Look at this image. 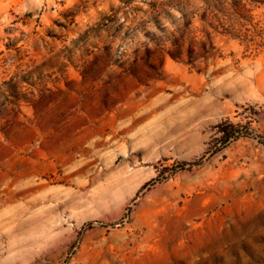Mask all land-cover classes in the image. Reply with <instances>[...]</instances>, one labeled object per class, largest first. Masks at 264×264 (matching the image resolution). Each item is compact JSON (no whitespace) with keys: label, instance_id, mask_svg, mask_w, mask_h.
I'll return each instance as SVG.
<instances>
[{"label":"rangeland","instance_id":"1","mask_svg":"<svg viewBox=\"0 0 264 264\" xmlns=\"http://www.w3.org/2000/svg\"><path fill=\"white\" fill-rule=\"evenodd\" d=\"M0 264H264V5L0 0Z\"/></svg>","mask_w":264,"mask_h":264},{"label":"trees","instance_id":"2","mask_svg":"<svg viewBox=\"0 0 264 264\" xmlns=\"http://www.w3.org/2000/svg\"><path fill=\"white\" fill-rule=\"evenodd\" d=\"M250 2L259 3L264 5V0H248ZM224 132L223 138L228 141V139H237L244 135V133L234 129L233 127L230 128L229 131H222Z\"/></svg>","mask_w":264,"mask_h":264},{"label":"bare ground","instance_id":"3","mask_svg":"<svg viewBox=\"0 0 264 264\" xmlns=\"http://www.w3.org/2000/svg\"><path fill=\"white\" fill-rule=\"evenodd\" d=\"M130 181H131V180H130ZM114 188H115V187H114ZM116 189H117V188H116ZM108 196H109V197H114V196H113V193L109 194Z\"/></svg>","mask_w":264,"mask_h":264}]
</instances>
